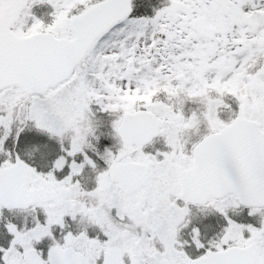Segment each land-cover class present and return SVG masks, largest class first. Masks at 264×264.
Returning <instances> with one entry per match:
<instances>
[{
	"label": "snow or ice",
	"instance_id": "6c2138e0",
	"mask_svg": "<svg viewBox=\"0 0 264 264\" xmlns=\"http://www.w3.org/2000/svg\"><path fill=\"white\" fill-rule=\"evenodd\" d=\"M0 264H264V0H0Z\"/></svg>",
	"mask_w": 264,
	"mask_h": 264
}]
</instances>
